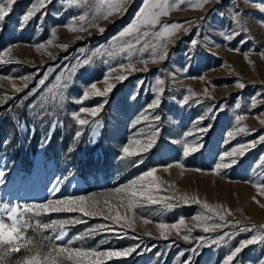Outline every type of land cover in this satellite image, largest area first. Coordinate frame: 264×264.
Here are the masks:
<instances>
[{
	"label": "rangeland",
	"instance_id": "374dc122",
	"mask_svg": "<svg viewBox=\"0 0 264 264\" xmlns=\"http://www.w3.org/2000/svg\"><path fill=\"white\" fill-rule=\"evenodd\" d=\"M33 2L16 0L10 14L0 23V51L11 48L12 60L0 63V98L5 95L13 97L0 107V171L4 173L0 202L34 205L48 199L92 194L103 199L114 188L127 185L142 173L156 168V176L164 182L158 193L160 197L197 196L202 203L230 209L232 216L227 219L238 220L240 224L209 233L193 228L191 242L174 231L168 239L161 238L156 226L160 222L172 224L184 218L191 227L194 216L201 213L211 215L202 203L189 201L184 204L175 200L167 201L178 205L171 209L165 208L163 203L139 209L134 217V231L80 213L41 215L33 217V221L47 223L51 219L72 218L84 221L65 226V241L101 224L116 229V232L98 229L95 235L73 240L74 246H98L100 250L139 246L131 255L113 258L105 264H183L189 257L191 264H223L230 249L253 234L238 232L239 227L264 225V197L253 187L254 183L264 181V160L261 159L264 143L258 142V137L264 135V103H261L264 101V58L260 55L264 51V25L259 22L264 19V14L248 0H220V3L211 0L203 9L180 5L168 16L161 17L164 23L183 26L167 44L168 57L152 63L149 53L145 52L143 58L148 60V70L144 71L145 65L137 62V55H134L131 62L141 70L122 72L119 65L130 62L127 54L110 57L103 49L109 48L113 37L133 21L143 0H128L124 5L126 11L99 20V26L105 29L103 33L95 27L76 32L63 27L86 10L69 5L66 0H51L41 10L46 15L41 18V13H37L22 25V16ZM234 5L245 14L249 31L227 41L221 33L230 32L234 27L231 21ZM53 29H56L54 38ZM249 36L252 40H248ZM50 39H53L52 45L47 44ZM193 39L198 41L196 46L191 44ZM241 40H248V43H241ZM38 44H44L45 49L37 51L35 46ZM58 44H67L68 48L62 49ZM97 48L101 49V54L94 55ZM88 58L91 63L78 67L72 77L63 109L43 118L37 116L40 109L30 105L39 102V97L56 83L57 75H68L73 65ZM50 68L54 70L45 85L39 86L38 79ZM110 69L116 70L111 72L112 76L123 74L127 79L110 80L116 86L107 97H93L83 105L74 102L92 82H97V87L102 90ZM29 75L33 76L29 88L16 93L12 84L22 87L24 82L20 78ZM158 79H163L164 84L158 85ZM237 81L243 82L245 87L239 88ZM31 88H38V91L24 99ZM159 88H163L162 93ZM205 89L210 95L203 94ZM158 94L161 99L159 107L148 108ZM185 97H188L187 103H184ZM105 99L107 103L96 118L99 125L80 129L71 113L81 106L100 104ZM209 108L212 112L208 111ZM156 116L160 120H155ZM201 116L206 118L200 120ZM237 116L245 119L237 121ZM209 125L206 133L196 131ZM245 126L247 132L237 131ZM157 128L160 131L156 143L143 154V163L135 166L131 160L120 158L121 149L129 138L146 142ZM78 129L82 135L76 139ZM189 131L193 135L185 136ZM230 132L233 133L231 137ZM181 141H195L201 145L200 150L185 156ZM252 141L257 143L246 148L243 156L226 158L225 162L236 159L235 165L215 174V164L224 152L239 145H249ZM166 165L171 167L165 170ZM56 187L59 191L53 194ZM254 196L259 203L252 199ZM129 215L133 214L130 212ZM143 218L153 222L145 224ZM149 232L150 236L147 235ZM223 232L236 233L227 246L206 244L199 247L200 242L195 239L202 236L215 238ZM262 252L264 244L249 246L233 264H257ZM21 254H13V258Z\"/></svg>",
	"mask_w": 264,
	"mask_h": 264
},
{
	"label": "snow or ice",
	"instance_id": "6c2138e0",
	"mask_svg": "<svg viewBox=\"0 0 264 264\" xmlns=\"http://www.w3.org/2000/svg\"><path fill=\"white\" fill-rule=\"evenodd\" d=\"M69 5L77 7H84L86 10L83 14L75 16L72 20L64 25L70 32L87 31L88 27H95L101 33L105 31L103 27L99 26V20H106L109 17L126 11L124 7L128 3V0H66ZM220 3V0H216ZM249 3H254L259 11L264 14V0H248ZM16 0H0V23L12 11L13 5ZM51 3V0H34L26 13L22 16V25L28 23L37 13H41V18L46 13L42 12L47 4ZM211 3V0H143L142 6L138 9L133 21L125 26L116 37H113L109 48L103 49L104 53L108 56H115L118 54H127L130 62L127 65H119L122 72H135L141 69H137L135 63L131 62V57L137 55V62L142 63L145 67L142 69L147 71L148 60L143 58L145 52L149 53L151 62L156 63L163 61L168 57L167 44L171 38L183 27L178 23H164L161 17L169 15V12L173 8H179L180 5L188 4L194 9H203L206 4ZM183 10V9H180ZM245 14L240 10L238 5L233 6V12L231 15V21L234 27L230 32L221 33L227 41H232L241 33H247L249 29L246 26L244 19ZM201 19H204L202 17ZM77 21L79 23H77ZM261 25H264V19L260 21ZM190 23V22H189ZM188 31V29H184ZM56 29L52 30L53 38L55 37ZM80 39V37H77ZM248 40H252L249 36ZM248 40H241V43H248ZM155 41V42H153ZM198 41L193 39L191 44L196 46ZM48 45L53 44V39L47 41ZM58 47L67 49V44H58ZM37 51L45 49L44 44H38L35 46ZM239 51V49H232ZM101 54V49L97 48L94 55ZM51 56V53H49ZM262 58H264V51L260 52ZM247 58V54H245ZM5 57H8L5 59ZM11 60V48L0 51V63H10ZM251 63V61H249ZM91 63V58L78 61L77 65H73L72 72L68 75L61 73L56 76V83L52 87L48 88L39 97L37 104L30 105L32 108H38L40 111L36 113L37 116L43 118L45 115H53L57 110L63 109L64 103L67 100L66 92L73 80L72 77L78 67H84ZM54 69L50 68L42 78L38 79L37 84L44 86L48 80V76ZM116 71L110 69L109 75L104 78L103 83L105 87L101 90L97 87V82H92L79 96L75 99L76 104L83 105L84 101L93 97H107L108 94L115 88V84L110 83V80L123 81L127 79L126 75L117 74L111 75V72ZM36 75H39L37 73ZM24 83L23 86H17L15 83L12 87L16 93L23 92L29 88V82L33 79V76H23L20 78ZM138 83L142 84L143 81ZM158 85H163L164 80L158 79ZM237 86L241 89L245 87L243 82L237 81ZM38 91V88H31L24 97L27 99L28 95H33ZM159 93L163 92V88H159ZM190 91V90H189ZM205 96L210 95L205 89ZM191 95H196L191 93ZM13 99L11 95H5L0 98V107L3 106L7 100ZM188 97H185L184 103H187ZM107 103L105 99L102 103L92 107L81 106L78 110L73 111L71 116L75 123L80 126V129L85 126L99 125V120L96 118L103 110L104 105ZM161 103L160 95L158 94L155 99L148 105V108L155 109L159 107ZM264 103V101H261ZM239 107V104L237 105ZM255 107V102L253 103ZM51 108V111H49ZM209 112H212V108H209ZM207 115V114H206ZM91 118V119H90ZM146 118V117H145ZM206 116H201L199 119L203 120ZM214 119V116L212 117ZM155 120H160L159 116L154 117ZM237 121L245 119L244 116H237ZM139 121H137L138 123ZM264 122V121H262ZM55 127V124L53 125ZM211 126L202 127L196 129L200 133H206ZM78 129L75 132V138L78 139L82 135V131ZM159 128H157L150 136L146 138V142H142L140 139L129 138L128 142L122 147V160H131L135 166L143 163V154L149 152L153 145L156 143V137L159 134ZM238 132H247V127H240ZM193 132L189 131L185 133V136H191ZM230 137L233 133L228 134ZM201 137H197L200 139ZM258 142L264 143V135L258 137ZM183 144V154L185 156L195 153L200 150L201 145L195 143H188L181 141ZM257 141L250 142L249 145H239L238 148L234 147L230 151L224 152L219 162L215 164L213 171L219 175L221 170L228 169L237 163L236 159H230L225 162L226 158L243 156L244 151L248 147H254ZM71 151V149H69ZM140 157V159H133ZM264 160V156L261 157ZM183 167V165H178ZM165 170L171 165L164 166ZM200 171V170H197ZM157 169L152 168L142 173L137 179L129 182L127 185L119 186L111 190L109 194L103 197V199L97 198V194L90 196H71L62 199H48L46 202L34 205H20L10 204L7 202H0V264H105L106 261L113 258L127 257L137 251V246L124 248L121 250H100L99 247L85 248L83 246H74L73 240H83L87 236L97 234L98 229L105 231L116 232L114 227L101 224L97 228L88 229L85 233L76 236L72 239L65 241L67 232L65 231L66 225L79 224L82 221L80 218L72 219H51L47 223H43L39 220L33 221V217H40L41 215L51 216L53 213H80L82 216L89 218L100 217L103 220L111 221L112 225H119L123 229L135 230V215L138 214V210L146 205L162 204L165 208L171 209L177 204L167 203V201H179L184 204H188L189 201L201 204L199 197L187 195H181L179 197L169 196L160 197L158 195L160 186L164 182L160 177L156 176ZM4 173L0 171V184H2ZM253 187L257 189V193L264 197V181L256 182ZM59 191V187L53 189V194ZM256 201L255 196L252 197ZM259 203V201H256ZM202 207L211 215L201 213L194 216L192 219L194 223L189 227L184 218H180L178 222L167 224L164 222L158 223L156 226L160 230V237L168 239L174 231L176 235H182V239L191 242L193 237L191 232L193 228H200L204 233L214 232L216 230H223L229 225L237 227L240 221L228 220L227 217L232 216L230 209L222 205H211L207 202L202 203ZM123 210V211H122ZM133 215L130 216L129 213ZM211 221V223H210ZM145 224L152 223L153 221L143 218ZM182 230H186L182 233ZM32 233L31 235L29 233ZM51 232L52 234H46ZM238 232H251L253 233L249 238L240 240L238 245L231 248L229 254L225 257L223 264H233L238 255L247 247L252 245L264 244V225L257 227L256 225H250L247 227H239ZM127 233L125 232V235ZM151 235V233H147ZM236 233L223 232L222 235L215 238L198 237L199 247L208 245H225L227 246L231 239L235 238ZM122 238V237H121ZM138 239V237H132ZM227 238V239H226ZM64 243H56L61 242ZM101 244L104 241L100 242ZM191 251H195L192 249ZM22 253V254H21ZM13 254H21L13 258ZM159 255V253H158ZM183 264H191V258H187L183 261ZM257 264H264V252H262L261 258L257 259Z\"/></svg>",
	"mask_w": 264,
	"mask_h": 264
}]
</instances>
